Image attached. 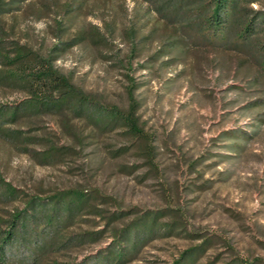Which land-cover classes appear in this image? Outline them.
I'll list each match as a JSON object with an SVG mask.
<instances>
[{"label": "rangeland", "instance_id": "rangeland-1", "mask_svg": "<svg viewBox=\"0 0 264 264\" xmlns=\"http://www.w3.org/2000/svg\"><path fill=\"white\" fill-rule=\"evenodd\" d=\"M125 9L115 0L83 22L103 28L104 21L116 19L118 29L138 26L147 31L157 18L144 0H127ZM16 29L18 38L36 49L55 43L46 21L21 16ZM115 45L122 52L127 49L120 39ZM56 65L73 74L86 91L101 94L110 103H127L124 70L113 60L96 59L91 50L75 47ZM134 76L142 85L136 91L142 102L139 114L153 136V165L121 130L97 137L83 121L75 120L84 137L81 142L57 117L44 116L17 126L41 139L31 152L21 151L0 134L3 176L29 194L77 187L96 191L107 215L118 208L180 210L188 231L214 238L199 264H223L234 256L264 262V82H253L259 76L258 67L233 52H210L175 66L156 64L152 71L138 70ZM25 96L0 89V102L15 103ZM46 138L57 145H71L77 152L54 165H41L32 153L45 147ZM230 143L241 146L235 149ZM130 144L129 151L113 156L114 150ZM133 165L138 169L129 173ZM105 222L87 216L71 232L101 230ZM111 239L107 233L100 243L74 250L73 257L95 254ZM198 243L186 236L157 239L130 264H172L183 250Z\"/></svg>", "mask_w": 264, "mask_h": 264}, {"label": "trees", "instance_id": "trees-1", "mask_svg": "<svg viewBox=\"0 0 264 264\" xmlns=\"http://www.w3.org/2000/svg\"><path fill=\"white\" fill-rule=\"evenodd\" d=\"M112 1L115 0H0V89L26 95L15 103L0 102V134L21 151L31 152L41 139L27 134L18 124L53 116L81 142L84 137L75 120L83 121L97 137L121 130L153 165V136L139 114L142 102L136 91L142 85L134 72L152 71L156 64L170 67L187 63L210 52H233L258 67L254 83L264 82V0H144L157 16L147 31L138 26L118 29L116 19L104 21L103 28L83 22L87 16L107 10ZM117 1L125 11L127 0ZM254 4L260 7L255 9ZM21 16L46 21L47 33L55 43L41 50L22 42L16 29ZM117 39L127 46L125 52L116 48ZM75 47L91 50L96 59L113 60L124 70L125 106L86 91L74 81L73 74L56 65ZM45 142L43 149L32 153L41 165H54L77 152L75 147L57 145L50 138ZM131 144L114 150L113 156L126 153ZM230 144L235 149L241 146ZM130 168L128 172L133 173L138 166ZM100 196L78 187L29 194L0 171V264H130L153 241L171 236L199 240L172 264H199L214 245L212 236L187 230L180 210L118 208L107 215L97 202ZM92 215L106 221L104 229L71 232ZM119 222L121 227L117 226ZM107 233L112 239L106 247L81 259L73 257L74 250L100 243ZM223 264L264 262L234 256Z\"/></svg>", "mask_w": 264, "mask_h": 264}]
</instances>
